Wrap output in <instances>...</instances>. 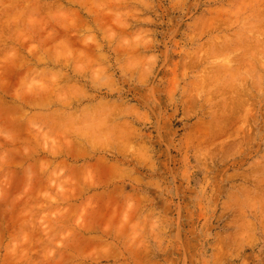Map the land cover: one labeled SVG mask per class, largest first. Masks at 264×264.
<instances>
[{
    "label": "clouds",
    "instance_id": "1",
    "mask_svg": "<svg viewBox=\"0 0 264 264\" xmlns=\"http://www.w3.org/2000/svg\"><path fill=\"white\" fill-rule=\"evenodd\" d=\"M0 264H264V0H0Z\"/></svg>",
    "mask_w": 264,
    "mask_h": 264
}]
</instances>
